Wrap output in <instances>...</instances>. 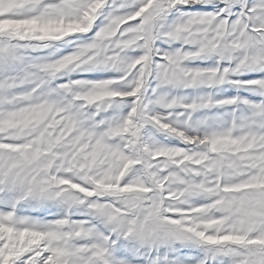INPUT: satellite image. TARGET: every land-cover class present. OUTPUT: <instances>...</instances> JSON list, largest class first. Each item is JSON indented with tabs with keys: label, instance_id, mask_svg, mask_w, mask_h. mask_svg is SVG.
<instances>
[{
	"label": "snow or ice",
	"instance_id": "obj_1",
	"mask_svg": "<svg viewBox=\"0 0 264 264\" xmlns=\"http://www.w3.org/2000/svg\"><path fill=\"white\" fill-rule=\"evenodd\" d=\"M0 264H264V0H0Z\"/></svg>",
	"mask_w": 264,
	"mask_h": 264
},
{
	"label": "rangeland",
	"instance_id": "obj_2",
	"mask_svg": "<svg viewBox=\"0 0 264 264\" xmlns=\"http://www.w3.org/2000/svg\"><path fill=\"white\" fill-rule=\"evenodd\" d=\"M131 23V22H130Z\"/></svg>",
	"mask_w": 264,
	"mask_h": 264
}]
</instances>
